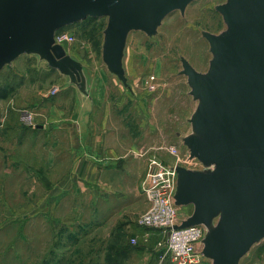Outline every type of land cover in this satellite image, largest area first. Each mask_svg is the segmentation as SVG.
I'll return each mask as SVG.
<instances>
[{
	"label": "rangeland",
	"instance_id": "rangeland-1",
	"mask_svg": "<svg viewBox=\"0 0 264 264\" xmlns=\"http://www.w3.org/2000/svg\"><path fill=\"white\" fill-rule=\"evenodd\" d=\"M225 1H197L188 6L184 15L179 11L172 13L155 37L131 33L125 58L130 90L104 72L102 44L106 18H88L56 34L71 36L65 49L84 64L94 89L99 96H105L103 106L95 109L96 126L100 127L99 117L106 111L109 115L106 131L112 135L119 129L124 143L145 147L144 152L150 154L141 183L142 196L137 199L129 197L120 203L115 197L94 203L89 191H74L77 187L66 198L54 199L50 221L44 219L46 216L33 218L31 202L37 199L31 197L32 182L16 181L22 165L15 164V158L27 161L29 167L36 159L30 148L19 147L16 142L23 144V137L29 136L38 144L51 139L52 133L29 134V131L38 125L54 129L77 116L78 92L67 77L36 56H21L0 73V87L15 88L8 99L0 100V187L5 186L10 193L9 208L19 210L0 226V264H174L159 244L163 243L164 235L138 224L140 216L150 207L142 186L147 180L151 156L173 164L175 160L169 152L173 146L179 148L182 159L188 156L182 138L190 132L188 120L196 102L189 95L186 77L179 75L180 58L188 59L198 71L208 69L211 53L201 31L224 30L222 16L215 6ZM28 118L35 127H29ZM55 136L56 141L66 144L62 132H56ZM63 169L61 158L56 163L57 180ZM127 184L131 186L130 181L124 185ZM121 207L123 210L119 212ZM192 211V206L182 207L179 214L187 218ZM133 239L137 240L136 245ZM241 264H264V241L254 246Z\"/></svg>",
	"mask_w": 264,
	"mask_h": 264
},
{
	"label": "water",
	"instance_id": "water-1",
	"mask_svg": "<svg viewBox=\"0 0 264 264\" xmlns=\"http://www.w3.org/2000/svg\"><path fill=\"white\" fill-rule=\"evenodd\" d=\"M202 0H0V73L21 56H36L92 102L85 66L56 43V34L88 18H106L102 62L130 90L125 69L133 32L158 35L164 20ZM224 30L201 35L208 69L185 57L182 70L196 108L182 138L187 163L175 165V206L193 207L175 229L203 226L202 254L212 264H241L264 241V0L215 6ZM38 126L37 128H42ZM197 162L198 167H189Z\"/></svg>",
	"mask_w": 264,
	"mask_h": 264
},
{
	"label": "crops",
	"instance_id": "crops-1",
	"mask_svg": "<svg viewBox=\"0 0 264 264\" xmlns=\"http://www.w3.org/2000/svg\"><path fill=\"white\" fill-rule=\"evenodd\" d=\"M104 68L106 74L107 69L105 66ZM90 85L92 102L82 99L78 94L77 116L74 115L69 122L54 129L38 125L43 127L29 131V134L52 133L51 139L38 144L29 136V138L23 137V144L16 142L19 147L30 148L33 159H36L33 166L29 167L27 161L15 158V164L22 165L19 166L21 170L16 181L24 182L28 179L32 182L31 197L37 199L31 202L30 214L33 218L46 216L44 219L50 221L55 206L54 199L66 198L73 188L77 187L74 191L81 193L89 191L94 203H98L100 199L107 201L115 197L122 203L129 197L137 199L142 196L141 183L146 159L150 154L144 152L145 147L139 148L124 143V137L119 134V129H116L115 134L112 135L106 131L105 123L109 118L106 111L99 117L100 127L96 126L93 122V118H96V106L100 104L103 106L106 99L104 95L99 96V91L94 89L95 84L90 82ZM56 132L63 133L64 138L67 139L66 144L55 140ZM61 158L65 169L63 173H59L57 180L56 163ZM8 167L7 172H9ZM128 181L131 183L130 187L128 184L125 186ZM9 196L8 189L5 186L0 187V226L19 213L18 209L12 211L9 208ZM23 196L24 193L21 191L20 197ZM122 210L121 207L118 211ZM23 216L28 217V214Z\"/></svg>",
	"mask_w": 264,
	"mask_h": 264
},
{
	"label": "built area",
	"instance_id": "built-area-1",
	"mask_svg": "<svg viewBox=\"0 0 264 264\" xmlns=\"http://www.w3.org/2000/svg\"><path fill=\"white\" fill-rule=\"evenodd\" d=\"M70 38L71 36L63 33L55 39L57 44L65 47L71 41ZM27 123L29 127L36 125L29 118ZM169 152L174 157L173 164L164 163L156 156H151L148 160L147 180L142 186V192L150 207L140 216L138 224L144 229L160 231L164 235L163 243L159 244L174 264H203L207 261L201 248L205 237L204 227L174 228L185 218L179 214L180 208L175 206L173 200L177 177L173 167L187 163V158L182 159L177 146L171 147ZM198 166L197 162L189 163V167ZM132 243L136 245L137 240L133 239Z\"/></svg>",
	"mask_w": 264,
	"mask_h": 264
},
{
	"label": "trees",
	"instance_id": "trees-1",
	"mask_svg": "<svg viewBox=\"0 0 264 264\" xmlns=\"http://www.w3.org/2000/svg\"><path fill=\"white\" fill-rule=\"evenodd\" d=\"M65 28H67V27H65ZM65 28H63V29H65ZM62 30H60V31H62ZM14 91H15V88L12 87V86H10V85L4 86V87H0V100H6V99H8V97L11 94H13Z\"/></svg>",
	"mask_w": 264,
	"mask_h": 264
}]
</instances>
